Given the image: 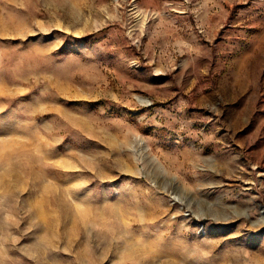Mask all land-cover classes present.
<instances>
[{
	"label": "rangeland",
	"instance_id": "374dc122",
	"mask_svg": "<svg viewBox=\"0 0 264 264\" xmlns=\"http://www.w3.org/2000/svg\"><path fill=\"white\" fill-rule=\"evenodd\" d=\"M0 264H264V0H0Z\"/></svg>",
	"mask_w": 264,
	"mask_h": 264
}]
</instances>
